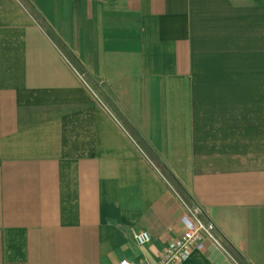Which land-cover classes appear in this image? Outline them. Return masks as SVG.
Returning <instances> with one entry per match:
<instances>
[{
  "label": "crops",
  "instance_id": "1",
  "mask_svg": "<svg viewBox=\"0 0 264 264\" xmlns=\"http://www.w3.org/2000/svg\"><path fill=\"white\" fill-rule=\"evenodd\" d=\"M27 1L41 22L0 0V264H144L184 231L177 193L47 29L264 264V0ZM181 264L238 263L206 240Z\"/></svg>",
  "mask_w": 264,
  "mask_h": 264
},
{
  "label": "built area",
  "instance_id": "2",
  "mask_svg": "<svg viewBox=\"0 0 264 264\" xmlns=\"http://www.w3.org/2000/svg\"><path fill=\"white\" fill-rule=\"evenodd\" d=\"M61 52L66 60L70 63L64 52ZM70 65L77 73L83 84L92 93V95L100 102V104H102V106H104V108L112 113L100 93L90 83L87 75L78 71L71 63ZM112 115L114 114L112 113ZM168 184L177 193L178 197L185 206L186 211L182 217L184 231L182 235L178 238H175L169 246H165L163 248L158 260L148 261L144 264H181L182 262L186 261L194 251L203 249L206 240H211L216 245L224 249L222 240L216 233L215 225L212 221L205 218V212L203 208L195 203L189 204L183 197H181L180 194H178V192L169 182ZM133 238L141 247L149 244L152 241L151 234L147 230L134 231Z\"/></svg>",
  "mask_w": 264,
  "mask_h": 264
},
{
  "label": "trees",
  "instance_id": "3",
  "mask_svg": "<svg viewBox=\"0 0 264 264\" xmlns=\"http://www.w3.org/2000/svg\"><path fill=\"white\" fill-rule=\"evenodd\" d=\"M22 3L25 5V7L30 11V13L36 18V20L41 22L40 17L38 14L34 11V9L31 7L29 2L27 0H21ZM47 32L49 36L52 38V40L56 43V45L64 52L67 59L70 61V63L81 73H84L87 75L90 83L97 89V91L100 93L110 110L118 117V119L121 121L122 126L126 129L128 134L134 139V141L138 144V146L141 148V150L144 152V154L152 161V163L155 165V167L160 171V173L164 176V178L175 188V190L178 192V194L181 195L189 204H193V201L190 197V195L187 193L185 188L182 186L180 181L177 179V177L170 171L168 166H166L161 159V157L156 153V151L148 144V142L144 139L141 132L138 131L133 125L124 117L123 114L120 113L118 108L110 101V99L105 95V93L102 91V87L100 84L85 70V68L82 66L81 62L77 59V57L73 54V52L70 50V48L64 44V42L56 35L54 32H52L50 29H47ZM222 245L226 252L238 263V264H251L249 263L240 253L233 248L228 243L222 241Z\"/></svg>",
  "mask_w": 264,
  "mask_h": 264
},
{
  "label": "water",
  "instance_id": "4",
  "mask_svg": "<svg viewBox=\"0 0 264 264\" xmlns=\"http://www.w3.org/2000/svg\"><path fill=\"white\" fill-rule=\"evenodd\" d=\"M189 194V193H188ZM195 204H197V203H195ZM199 205V204H198Z\"/></svg>",
  "mask_w": 264,
  "mask_h": 264
}]
</instances>
